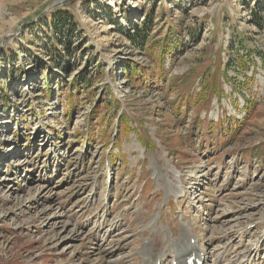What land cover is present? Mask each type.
<instances>
[{"label": "rangeland", "instance_id": "374dc122", "mask_svg": "<svg viewBox=\"0 0 264 264\" xmlns=\"http://www.w3.org/2000/svg\"><path fill=\"white\" fill-rule=\"evenodd\" d=\"M65 1L0 0V264H140L155 215L169 239L190 221L207 264H243L254 241L247 264H264V0ZM64 10L78 31L58 25ZM127 66L153 79L136 85ZM209 69L226 96L211 88L193 108ZM223 76L248 86L233 92ZM243 96L255 101L248 117ZM106 242L121 256L95 257Z\"/></svg>", "mask_w": 264, "mask_h": 264}, {"label": "trees", "instance_id": "16d2710c", "mask_svg": "<svg viewBox=\"0 0 264 264\" xmlns=\"http://www.w3.org/2000/svg\"><path fill=\"white\" fill-rule=\"evenodd\" d=\"M57 21L58 23L56 22L55 25H60V23L62 24V26H66L67 28V32L69 29H71V31L73 32H76L78 31L76 26L75 25V21L73 20V16L68 12V11H65L64 12H58L57 13ZM69 25H72L71 27ZM66 30V29H65ZM125 34L127 35V37L129 38V40H131L132 43H134V45H139V46H142L143 44H139L140 43V40L132 35L131 33H127L125 32ZM60 37V36H59ZM62 38V37H60ZM65 40L64 38L59 39V41L61 42L62 41V45H64L65 47V50H69V44L68 43H65ZM242 42L243 40H239L238 43L242 46ZM243 49H244V53L243 55L238 58V62L239 64L236 63V65L239 66V68H241V71H244L245 69H247L248 67L246 65H248V57L251 56L252 54H250L249 51H247V49L243 46ZM53 57L54 59L58 60L56 63L58 65H61L62 68H65V64L62 65L60 60L62 59L63 55H61V53L58 51L57 48H53ZM176 55V49H175V46L171 43V44H163L161 50H160V55L158 56L157 58V62H158V67H157V77L159 79H164V78H169V71L165 69V66H164V62H165V57H174ZM257 56L260 57V60L264 62V54H262L261 52H258L256 54ZM231 58H232V62H231ZM251 59V57H250ZM253 61V60H251ZM232 63L234 64V57L233 56H230L229 57V66L232 65ZM253 64H255V62L253 61ZM229 68V67H228ZM126 72H125V75L126 77L129 79V81H131L132 83H135L136 85H140V86H146V85H149L151 79H153L152 77V73H153V70H151L150 68L146 69L144 72H142L141 70H139V68L137 66H127L125 68ZM226 70V69H225ZM215 71V70H214ZM207 73V76L209 77L207 80L204 79V75L201 76L202 77V81L201 83H204V86L203 88L201 89V93L199 94H196L194 97H191L188 99V103H190L192 105V107L194 108V106H198V105H202L204 104L205 102H208V95L210 93V89L212 88L213 89V93L215 94V96L217 97V100L220 101V97L218 95H224L226 96L225 94V90L221 84V81H220V78L219 76L220 75H217L215 76L214 75V72H212L211 69L205 71ZM227 72V70H226ZM49 78L47 77V85H48V88L46 90V92L48 91V94L51 96L52 95V92H53V89L50 87L51 84L48 80ZM75 79V78H74ZM211 79V80H210ZM223 79L225 80L224 76H223ZM77 80V79H75ZM248 79H245L244 81V84L242 83H238L237 80H225V82L227 84L230 85L232 91H240L243 89V88H246V86H248ZM200 82V81H199ZM201 85V84H200ZM249 88V87H248ZM71 94V93H70ZM73 95L71 94L69 96V108H73ZM244 98V101H245V110H246V114H247V117L251 114V110L254 108V100H250V98H248V96H243ZM205 105V104H204ZM70 111L68 110L66 113L68 114ZM226 119H229L230 121L231 120H235L234 118H230V117H226ZM119 120L121 121V126L123 125V128L126 130V133L129 134L131 132H134V130L132 129L131 127V124H130V120H132L131 118H129L128 116H126V114L124 112H121L120 116H119ZM133 121V120H132ZM237 123V122H236ZM138 125V123H137ZM138 137V136H136ZM139 138V137H138Z\"/></svg>", "mask_w": 264, "mask_h": 264}, {"label": "bare ground", "instance_id": "6f19581e", "mask_svg": "<svg viewBox=\"0 0 264 264\" xmlns=\"http://www.w3.org/2000/svg\"><path fill=\"white\" fill-rule=\"evenodd\" d=\"M241 178V177H240ZM185 198V197H184ZM143 215L141 213H139V217H142ZM172 228V227H171ZM193 229V228H192ZM214 229V228H213ZM155 230H157L156 234H154L153 231H150L149 232V244H150V249L147 250V251H142V254H143V258H144V264H157V262L160 260V261H164V259L166 258V254H167V251L171 252L172 250V255H173V260H172V263L174 260H178L177 264H186V260L187 258H190L191 256L195 255L196 258H198L199 260H202V261H207V260H210L209 258L205 257L202 253H200L199 251H196V246H193L191 245V242L190 244L188 243L187 244V241L183 242V240H185L186 236L188 235V232H187V228L183 225H181L179 231L180 233L178 234L177 237H174L173 240L167 238L166 235H164L163 233H160L159 230L157 229V227L155 226ZM223 231V230H222ZM172 233V231H170ZM174 232V231H173ZM242 234H246L245 233H242ZM196 235H198L196 233ZM232 233H228L227 236H231ZM199 237V235H198ZM227 238V237H226ZM98 237L96 236L95 238H92V241H95L96 244H97V240ZM191 239V238H190ZM200 240H201V237H200ZM256 240H260L262 241L261 237ZM230 241V240H229ZM170 242H173L174 245L171 246L170 245ZM207 242V241H206ZM108 242H106L105 244H101L100 246H98V248L95 250V257H101L104 252H105V249H103V247L107 244ZM205 243L203 244L202 243V247L204 248L205 246ZM233 245V244H232ZM229 246V245H228ZM237 245H235L236 247ZM172 247L176 248L177 250L174 251L172 249ZM230 247H233V246H230ZM224 248V247H223ZM205 249V248H204ZM221 249V248H220ZM227 249V248H226ZM232 249V248H231ZM123 250V248L121 246H119L116 251H113V252H105L106 254L108 253L110 256H118L120 257L121 254L120 252ZM124 250H125V247H124ZM228 250V249H227ZM232 251V250H231ZM244 251V250H243ZM252 250L249 249L244 257L246 258L243 262V264H247V262H249L250 260V256H253L251 255L249 252H251ZM211 253V252H210ZM229 253V252H228ZM226 253V254H228ZM235 253V251H234ZM215 254V253H214ZM213 254V255H214ZM222 255V253H220ZM169 254H167L168 256ZM231 256V255H230ZM236 257V256H235ZM234 257V258H235ZM250 257V258H249ZM101 258H104V257H101ZM214 258V257H213ZM212 258V259H213ZM225 258V256H224ZM227 258V256H226ZM225 258V259H226ZM229 258V256H228ZM125 258H120L117 263H123L125 262ZM220 260L221 261V258L220 257H217L214 261H218ZM229 260V259H227ZM220 263V262H219ZM109 264H113L112 262H110ZM218 264V263H217ZM230 264V263H229ZM231 264H241V262L239 261V259L237 260H234V261H231Z\"/></svg>", "mask_w": 264, "mask_h": 264}, {"label": "water", "instance_id": "95a60500", "mask_svg": "<svg viewBox=\"0 0 264 264\" xmlns=\"http://www.w3.org/2000/svg\"><path fill=\"white\" fill-rule=\"evenodd\" d=\"M66 1H67V0H66ZM66 1H65V2H66ZM61 3H62V2H61ZM61 3H60V4H61Z\"/></svg>", "mask_w": 264, "mask_h": 264}]
</instances>
